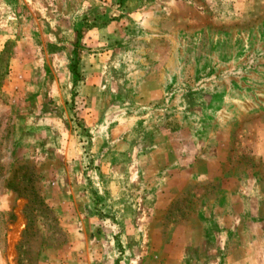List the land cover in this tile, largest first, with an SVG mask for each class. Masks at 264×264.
Listing matches in <instances>:
<instances>
[{
    "label": "rangeland",
    "instance_id": "rangeland-1",
    "mask_svg": "<svg viewBox=\"0 0 264 264\" xmlns=\"http://www.w3.org/2000/svg\"><path fill=\"white\" fill-rule=\"evenodd\" d=\"M0 264H264V0H0Z\"/></svg>",
    "mask_w": 264,
    "mask_h": 264
},
{
    "label": "crops",
    "instance_id": "crops-1",
    "mask_svg": "<svg viewBox=\"0 0 264 264\" xmlns=\"http://www.w3.org/2000/svg\"><path fill=\"white\" fill-rule=\"evenodd\" d=\"M89 259V258H88ZM88 259H87V261H88Z\"/></svg>",
    "mask_w": 264,
    "mask_h": 264
}]
</instances>
